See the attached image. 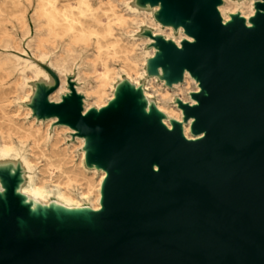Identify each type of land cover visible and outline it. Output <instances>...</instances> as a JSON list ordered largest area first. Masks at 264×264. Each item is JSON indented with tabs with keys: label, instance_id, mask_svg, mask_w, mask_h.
Here are the masks:
<instances>
[{
	"label": "rangeland",
	"instance_id": "374dc122",
	"mask_svg": "<svg viewBox=\"0 0 264 264\" xmlns=\"http://www.w3.org/2000/svg\"><path fill=\"white\" fill-rule=\"evenodd\" d=\"M60 1L61 4H75L80 0ZM89 1L95 14L106 21L104 12H109L108 4H103L102 0ZM40 3L39 0H0V53L6 51L5 49L17 54L23 53L13 46L12 38L5 30L17 37L21 48L25 50V56L32 60L39 61L42 52L62 50L60 47L55 48L58 42L44 40L45 19L38 14ZM126 3L153 11L154 17L163 22L162 29L140 21L132 22L131 28L136 29L137 36L142 37L138 40L139 51L146 48L155 52V56L146 65L148 75L159 76L158 81H155L158 86L167 79L164 86L175 96L171 104H179L185 108L186 121L192 115L200 113L199 107L182 100L178 95V87L173 83L185 86V70L186 67L190 68L195 79L189 84L191 88L187 94L199 98L201 104H205L207 99L203 95L205 89L208 90V79L204 73L206 64L201 57L208 41L216 37L198 12L209 15L244 42L264 40V0L254 2L256 14L250 17L253 27L247 26L246 18L242 16V8L233 13L227 0H127ZM126 3L119 2V8H127L124 13L131 12L132 9H128L130 6ZM220 4H224L226 13L231 15L229 21H224ZM140 14L145 15L141 12ZM170 23L174 26L173 34L168 29ZM88 24L94 25L95 20L89 17ZM112 26L117 33L120 24L112 21ZM191 37L194 39L191 40ZM7 45L9 46L6 47ZM77 54L79 55L68 56L62 61L63 72L46 66L54 80L51 83L35 82L36 87L30 101L18 98V92L15 91L10 95L15 100L14 104L22 105L26 110L32 108L30 119L35 116L45 118L53 132L56 128L62 130V143L76 144V159H79L85 149L88 167L92 168L97 163L100 168L109 170L104 188V206L99 211L87 206L91 220L74 218L62 211L59 215L54 200L49 204H36L34 198L23 191L27 178L21 162L14 159L0 161V179L4 185V193L0 190V255H9L12 250L23 251L29 244H34L42 255L53 258L52 264H155L146 256L123 250L132 230L140 224L131 212L128 196L127 181L130 173L125 154L131 148L124 137L137 140L146 146L166 142L181 143L184 140L182 124L158 112L157 95L151 102V112H144L148 103L145 95L147 82L142 80L140 85H131L123 72L122 76L117 77L114 87L108 89V107L99 110L93 97L87 94L88 84H96L97 72H93L96 51L94 48L87 51V58H82L83 53L79 50ZM111 64L120 70L118 61H112ZM98 67L101 69L100 65ZM78 68L82 69L81 73H78ZM160 68L164 69V75H161ZM24 75L31 77L30 80L33 79L30 71H25ZM64 78L67 88L62 90V98L58 100L53 93L60 89ZM197 84L205 88L200 95L195 91ZM149 90L152 91V88ZM0 116L4 121L2 112ZM163 119L173 122L174 128L170 130ZM199 123L195 122L193 125L194 134L200 132ZM79 136H89L88 145H79ZM93 146L94 149L91 148ZM27 147L31 149L30 153L35 149L30 144Z\"/></svg>",
	"mask_w": 264,
	"mask_h": 264
},
{
	"label": "water",
	"instance_id": "95a60500",
	"mask_svg": "<svg viewBox=\"0 0 264 264\" xmlns=\"http://www.w3.org/2000/svg\"><path fill=\"white\" fill-rule=\"evenodd\" d=\"M198 14L216 35L201 57L209 96L198 117L207 136L149 146L124 137L140 224L123 250L155 264H264V40L244 42ZM52 262L34 244L0 255V264Z\"/></svg>",
	"mask_w": 264,
	"mask_h": 264
},
{
	"label": "bare ground",
	"instance_id": "6f19581e",
	"mask_svg": "<svg viewBox=\"0 0 264 264\" xmlns=\"http://www.w3.org/2000/svg\"><path fill=\"white\" fill-rule=\"evenodd\" d=\"M39 1L41 3L38 14L45 19L43 29L46 38L44 40L58 42L55 48L60 47L62 50L60 52L45 51L40 54L39 61L32 60L25 56V50L21 48L17 37L12 32L5 30L12 38L13 46L23 53H13L7 49L0 53V112L5 119V122L0 119V161L5 162L14 159L16 162L22 163L27 178V185L23 187V191L34 198L36 204L39 202L49 204L51 200H54L59 215L62 211L74 218L82 217L91 220L87 206L95 211L103 208L104 188L109 170L104 167L100 168L97 163L92 168L88 167L85 149L82 150L79 159H76L74 154L77 151L76 144H63L62 130L56 128L53 132L50 123L45 121V118L40 119L35 116L30 119L32 108L26 110L27 108L24 109L22 105L14 104L15 100L10 95L11 92H18V98H25L24 100L27 102L30 101L37 82L51 83L54 80L52 73L46 66L55 71L63 72L62 61L66 57L79 55L77 54L79 50L80 53H83L82 58H87V51L94 48L96 56L93 60V72H97L96 84L92 86L88 84L89 93L87 94L93 97L99 110L108 107L109 101L106 99L108 89L111 86L114 87V82L118 76H122L121 72H123L131 85H140L142 80L147 82L145 95L148 103L144 107V112H151V102L157 95L158 112L164 113L174 122L182 124V134L185 140H202L207 136V129L199 123L198 115H192L186 121L185 108L179 104H171L175 96L173 97L172 91L164 86L167 79L158 86L155 81H158L159 76L150 77L148 75L146 65L149 59L155 56V52L146 48L144 51H139L138 40L142 37L137 36L138 33H136V29L131 28V23L140 21L144 24L147 22L162 29L164 24L154 17L153 11L130 5L126 3L127 0H102L103 4H108L107 10H109V12H104L105 17H107V20L104 21V18L102 19L95 14V9L89 0H80L79 3L75 4H61L60 0ZM119 2L126 3L130 6L128 9L131 8L132 11L124 13L123 11L127 8L120 9ZM254 2L255 0H227L228 5L232 6L233 13H237L239 8H242V16L246 18L248 27L254 26L250 20V17L256 14ZM219 9L224 21H229L231 15L226 13V6L220 4ZM140 12L146 16L141 15ZM0 15H2L1 11ZM89 17L95 20L94 25L88 24ZM112 21L120 24L117 33L114 32ZM168 29L173 34V23L168 24ZM190 39L193 40L194 38L191 37ZM147 40H152V38H147ZM78 47L80 49H77ZM112 61L120 63V70L111 64ZM99 65L101 69H99ZM78 69V73H81L82 69ZM25 71L32 73V80H30L31 77L24 75ZM160 71L161 75L165 74L163 68H160ZM15 72L17 73L15 74ZM13 74L15 76L11 78ZM185 77L187 81L185 86L177 82L173 83L179 89L178 95L185 102H190L191 106H200L201 100L199 98L187 94L191 88L189 84L195 79L190 68L186 67ZM65 84L66 79L64 78L60 89L53 93V96H56L58 100L62 98L60 95L62 90L67 88ZM150 88L152 91L149 90ZM204 89L199 84L195 87V91L199 95ZM205 91L203 96L208 97L209 91L206 89ZM162 121L170 130L174 128V124L170 120L163 119ZM195 122L199 123L200 132L198 134L192 132ZM66 129L68 128L66 127ZM78 138L80 140L79 145L82 147L90 142L89 136H79ZM27 144L35 148L32 150L34 153H30L31 149L27 147ZM91 148L94 149V146ZM37 154L39 156H36ZM152 168L154 172H160L161 162L156 160ZM0 190L4 193V185L1 179ZM36 204L33 205L34 213L36 212ZM189 234L191 236L198 235L193 230ZM11 256L14 259H21L15 253H11Z\"/></svg>",
	"mask_w": 264,
	"mask_h": 264
}]
</instances>
